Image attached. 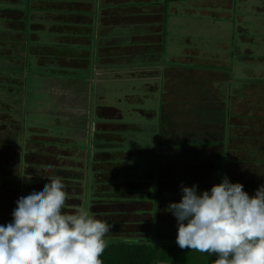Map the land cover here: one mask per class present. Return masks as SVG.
Here are the masks:
<instances>
[{"label":"crops","instance_id":"0c3cea01","mask_svg":"<svg viewBox=\"0 0 264 264\" xmlns=\"http://www.w3.org/2000/svg\"><path fill=\"white\" fill-rule=\"evenodd\" d=\"M180 2L187 6L178 8ZM234 3L244 7L246 0ZM232 8L233 0H0V187L8 191L6 204L11 207L19 197H14L17 187L9 182L20 166L30 176L23 188L44 183L47 178L41 174H59L68 192L73 188L76 196L83 193L88 174L91 188L103 174L104 181L125 192L137 183L133 164L142 173L150 167L159 171L158 165L167 159L161 154L166 146L161 141L179 135L172 129L181 108L188 110L189 127L198 126L201 132L180 133L189 142L181 146L185 151L180 154L177 147L170 148L173 163H190L198 156L195 149L207 152L215 141L235 138L236 133H228L234 125L226 118L227 102L243 94L244 86L227 79L223 71L206 68L212 56L207 46L213 39L206 36L222 30L217 22L227 20ZM263 9L259 6L255 14ZM236 17L237 22L242 19L240 14ZM245 88L246 93L255 89L253 85ZM31 91L51 99L52 108L35 106L29 99ZM243 103L239 100L232 109H241ZM199 106L203 119L217 110L216 123L199 121L202 118L195 114ZM254 109L258 112L254 131L260 126L258 137L264 139V107L258 104ZM237 115L232 119L240 124L251 119ZM165 117L171 119L172 127L165 125ZM51 121L59 127L58 133L44 126ZM113 136H118L112 140L119 144L111 147ZM222 151L216 158L217 171L230 181L248 183L251 192L264 183L263 152L254 161L253 172L246 166L241 168L246 173L235 176V168L245 162ZM228 165L234 170L229 171ZM119 172L123 176L117 177ZM170 178L161 180L174 182ZM158 180L153 177L149 188ZM9 186L15 188L11 193ZM97 188H92L87 202L94 214ZM66 201L68 205L71 200Z\"/></svg>","mask_w":264,"mask_h":264},{"label":"clouds","instance_id":"9594fccd","mask_svg":"<svg viewBox=\"0 0 264 264\" xmlns=\"http://www.w3.org/2000/svg\"><path fill=\"white\" fill-rule=\"evenodd\" d=\"M41 176L45 182L19 196L10 222L0 224V264H103L111 224L67 205L59 175ZM179 191L164 210L175 218L180 249L214 255L210 264H264V183L249 195L223 175L207 189L181 183Z\"/></svg>","mask_w":264,"mask_h":264},{"label":"rangeland","instance_id":"374dc122","mask_svg":"<svg viewBox=\"0 0 264 264\" xmlns=\"http://www.w3.org/2000/svg\"><path fill=\"white\" fill-rule=\"evenodd\" d=\"M178 8L182 7L180 5H186L184 3H177ZM187 6V5H186ZM263 7L264 8V0H246L245 6L243 7L241 5V3L237 4L234 3L233 0V8L232 10L229 12V16L227 18V20H219V22H217L218 26L222 29L221 31L217 30V35H215V33L212 34V32H208L207 33H203L204 30L201 31V33L206 34L208 36L212 35L213 39L210 41V44L207 46L209 47V51H208V56H210V54H212V56L214 55H218V57H212L211 58V62L209 63V67H206L207 69H217L218 71H223V73H226L227 79H232V82H238L239 84H241L242 86H244V93L239 95L236 97L235 101L232 99L229 100L227 102V107L228 109L226 110V118L229 119V123H233L234 127L231 130L228 131V133H236L234 134L235 138L233 139H226L225 141L220 140V141H215L214 143V147L212 148H208L207 152L206 149H195L198 150V156L196 158H194L193 161L189 162H185V160H180V163L178 165V163H173L171 161V153L172 150H170V148L172 147H177L179 149L178 154L182 153L185 151V149H182V145H184L185 143L189 142L184 137L180 136V133L182 132H193V133H197V132H201V130L199 129L200 127L198 126H190L188 125V122L190 120V115H187L186 112L188 111L185 108H181L180 110V114H178V123L176 125L173 126L174 129H172L174 131V133L177 132V134H179L177 136V138L173 139V140H163L161 141L162 143H164L165 149H163V151L161 152V154L163 156H166V160L163 161V165H158L159 168H157L156 172L150 171L152 168L150 167V170H146L145 173H142V171L140 172V170L138 171V166L136 164H133L132 166V170L136 173L135 176H133L134 178V182H136L137 179V183L135 185H132V187L130 188V186H128L129 184L124 183L126 185V187L128 186V189L124 190L121 189L122 192L121 194L117 195V198H115L116 200L114 201H110L111 204H107L105 202V204L108 205V208L110 207V210L112 209L114 211L115 217H117V223L119 224L117 226V230L123 231L124 228V236H128V237H132V240H137L138 238H148V239H152V240H156L158 242H164V241H170V240H174L175 241V235H176V221L175 218L172 216V214L170 212L165 211V207L166 204L162 203H156L157 201L155 199H151L150 201H148L145 205H141V207H145V210H147L146 212H142V214L144 216V220L142 219V222H134L135 221H141V216H136V215H132L131 213L134 212L136 210V207L138 206H132L130 205L129 208L127 209V211L124 212V210H122L124 208V203L117 201V200H121L124 201L126 192L130 191L128 194L129 198H130V203H134L135 204V200H136V196H134L135 194L131 193V191L135 192L136 190H145L148 191L149 187H151L149 184H152V179L153 177L157 179H167L170 180V177H173V179L177 178V176H186L187 178V182L183 183V182H166L165 184H158V182H155L156 186H162L164 185L162 194L160 192L156 191V194L158 195V197L163 198L166 196V198L168 197L170 199V201H178L180 199V191H179V187L181 185V183H183L184 185H188L191 186L193 183H195L197 185V189L198 191L200 189H207V187L211 186L214 183H218L215 182V179L218 177V175L220 177H222L224 174L221 173V171H217L219 168V162L217 161V159L222 155L221 151L223 149L222 152H226L228 153V156L232 153L235 154L233 156H237L238 161H244L245 162V166L241 167H237L235 168V170L237 169V172L235 173V176H240L242 175L243 172L246 173V171H241L242 169H250L252 168V172L253 170V163L255 160H259V157L261 155V153L264 151L260 150L264 148V139H259L258 135H260L258 132L259 129H261V127L256 126L257 127V132L254 131L255 128V122H253L254 118L258 117V112L257 110L254 109V106H257L258 104H260V106L264 107V42L260 41L262 38L264 39V9L262 12H260V14H255V9L258 7ZM242 17L241 20H239V22L236 21V16L239 15ZM257 16L259 19L255 18L254 16ZM207 20V19H206ZM207 22V21H206ZM216 25V26H217ZM182 32V31H181ZM198 32V31H197ZM196 32V33H197ZM185 34H187L186 32H184ZM259 41V42H258ZM218 43L223 44V46L218 47ZM260 60V61H258ZM215 65V66H213ZM216 70V71H217ZM212 71V70H211ZM248 82V83H246ZM252 82V83H251ZM251 83V84H250ZM228 84V82H227ZM253 85L255 87V89H253L251 92L248 91V93L245 92V87L246 86H250ZM253 88V87H252ZM263 90V93L259 92L260 90ZM249 90V89H248ZM259 90V91H258ZM247 91V90H246ZM114 94V93H113ZM178 95L181 97V100L183 99V95L184 91L178 92ZM114 96L119 97L120 94L116 93L114 94ZM30 100H33L34 105L35 106H39V109L42 110V107L46 106L49 109L52 108V106L54 105V102L51 103V99H43V95L42 93L39 94L37 92L31 91L30 92ZM243 101L245 103H243V106L241 105V109H232L233 105L236 104L238 101ZM255 105H250L249 103H253L254 101ZM248 103V104H247ZM34 106V107H35ZM244 107V108H242ZM203 107H197L195 114L199 115L201 118L203 116V110L201 109ZM38 109V110H39ZM39 110V111H40ZM210 110V109H209ZM233 110V111H232ZM213 112V115H209L208 118H202L199 119V121L201 120L202 123H206L207 122H214L216 123V121L213 120V118H215L216 113H218L217 110H211ZM235 113H239L240 115H237L238 118H240V116L243 115V119L250 117L251 119L247 121H245L244 123L240 124L241 122H239L238 120L235 122L232 118L233 115H235ZM254 114V115H253ZM253 115V116H252ZM127 117V116H126ZM42 118H39V120H41ZM51 120V119H50ZM29 122H34L33 119H29ZM171 119L169 117H165L164 118V123L167 126H171L170 124ZM232 121V122H230ZM28 122V123H29ZM230 124V125H231ZM45 127L48 128L49 131L55 133V132H59V127L58 126H53V123L51 121V123H46V125H44ZM212 126V125H211ZM169 127V129L171 128ZM147 130H150V126H146ZM237 129V130H236ZM171 131V130H170ZM167 132H165L166 134ZM171 135V133H169V135L165 136V139H167L169 136ZM175 136V134H174ZM179 136L181 138H179ZM118 136H113L111 137L115 140V138H117ZM258 138V139H257ZM223 141V142H222ZM221 142V143H219ZM119 144V142H113V140L111 141V147H114L115 145ZM173 144V145H171ZM180 145V146H179ZM221 145V146H220ZM168 146V147H167ZM0 147V151H1ZM205 152V154L203 155V153L201 151ZM2 152V151H1ZM207 153V156H206ZM161 155V156H162ZM207 157V159H206ZM208 158L210 159V161H208ZM215 158V159H214ZM217 158V159H216ZM233 158V157H231ZM240 158V159H239ZM206 160V161H205ZM204 162H208L207 164L203 163ZM213 162V163H212ZM243 162V163H244ZM176 166L174 168H171L173 165ZM228 163H231V165H233L234 162L228 161ZM248 168H247V167ZM144 167V166H142ZM205 167H207L205 169ZM229 167V171L231 169L234 170L233 166L228 165ZM236 167V166H235ZM264 167V166H262ZM39 167H34L33 169H38ZM204 169V170H203ZM207 170H212V173L210 174L209 171ZM258 170V168L256 169ZM179 172V174H178ZM251 172V170H250ZM133 173V174H135ZM49 174L52 173H45L43 174L44 176H47ZM3 174H0V176ZM59 175V174H56ZM72 175V174H71ZM103 175V174H102ZM101 175V176H102ZM60 176V175H59ZM91 175L88 174L87 176V180L85 182V186L83 188V193L81 192L78 193L76 196L74 195V191L75 189H73L71 192H68V199L67 200H71L68 201V205H77V206H83L82 202H84V207L87 208V202H88V198L90 197L92 193V188L94 186L100 187L102 189L97 188L96 192H95V197L94 200H100V202L96 205L98 207V205H101L103 203H101V200H105V199H110L111 198V190L112 189V181L108 180V181H104L102 179L101 176L98 177V182H95L92 185L91 188V184H90V177ZM123 176L122 172H119L117 177H121ZM125 176H128V174H125ZM250 176V175H249ZM42 177V176H39ZM252 177V176H251ZM42 178H46V177H42ZM105 179H108L109 177L105 174ZM207 179V181H211L210 183H208V185L206 184L205 180ZM28 180H30V176H28V174H25V170L24 168H22L21 166L17 169V172L14 173L11 181L9 179V183L12 184L14 187H17V189L9 186L8 190L11 191V189H15V193L14 197H18L21 195H25L27 194V192L32 189L27 186H33L37 187V186H41L42 184H37L35 185H31L30 183L27 184V186H24L23 188V183L24 182H28ZM190 180V181H189ZM161 181V180H160ZM45 182V181H44ZM141 182V183H140ZM4 183V182H3ZM6 183H4L3 185H5ZM71 184V183H69ZM247 185H243L244 190L247 191L249 193V195H252L253 192H251L250 190V185H248V183H246ZM7 185H8V181H7ZM17 185V186H16ZM149 185V186H148ZM71 186H74V184H71ZM144 187V188H143ZM79 189V187H78ZM68 190V189H67ZM253 190H255L253 188ZM77 192V191H76ZM75 192V194H76ZM118 192V193H119ZM154 192V191H153ZM148 194L149 191L147 192ZM103 195V198L101 197ZM137 195V194H136ZM151 195V194H150ZM149 195V196H150ZM110 196V197H107ZM163 196V197H162ZM14 199V198H13ZM12 199V201H13ZM73 200V201H72ZM92 200V198H91ZM67 204V201H66ZM106 205V206H107ZM15 204L13 203L11 205V208H14ZM140 207V208H141ZM158 207L161 208V211L158 209ZM6 208H8V205H5V210ZM95 208V206H94ZM101 208V209H100ZM99 210L100 211H96L95 215L96 217L102 219V220H112L113 216L112 215H104L106 214L105 211H109V209H105L102 210L103 208H105V206H100ZM70 210V209H69ZM12 211V210H11ZM119 211V212H116ZM159 211V214H158ZM111 213V212H110ZM116 213V214H115ZM120 214V215H119ZM11 214L6 215L7 217L10 216ZM118 215V216H117ZM107 221V222H108ZM161 240V241H159ZM163 240V241H162Z\"/></svg>","mask_w":264,"mask_h":264},{"label":"trees","instance_id":"16d2710c","mask_svg":"<svg viewBox=\"0 0 264 264\" xmlns=\"http://www.w3.org/2000/svg\"><path fill=\"white\" fill-rule=\"evenodd\" d=\"M203 143H205V141ZM183 146L187 147L186 144ZM160 180L157 181L158 184L160 183L165 184L166 182H169L167 180H161V181ZM174 181L186 183L187 178L186 176H182V177L177 176V178H175ZM114 186L112 185L111 187L112 188L111 198L105 199L103 201L101 200V203L103 204L98 205V207L96 206L93 209L96 213V211L97 212L99 211L100 206L104 205L105 208H103L102 210L105 211V209L107 210L109 209V211H105L106 214L104 215L113 216L112 220H109V221L107 220L111 224V228L109 229V232L106 234V237H105L107 241V246L104 249L103 253L101 254V259H102L103 264H210L211 260L215 259L214 255L211 256L208 253H199V252H196L195 250H189L188 248L180 249L176 245L174 240L164 241V242H158L156 240H152L148 238H145V239L138 238L137 240H132V237L124 236L125 234L124 228H123V231H121V229L117 230V226L119 225L117 223L118 219L117 217H115L114 214H112L114 213V211L112 209L110 210V207L108 208V205H107V204H111L110 201L116 200L115 198H117V195L122 193V192H119L121 191V189L113 188ZM163 186L164 185L154 186L153 189H149L148 191L151 195L148 194L147 193L148 191H145V190L144 191L136 190L135 192L131 191V193L135 194L134 196H136V200L134 201L135 204L130 203V198L128 196V194H130L129 192H126L124 201H121L120 199L117 201H120L125 204L124 208L122 209L124 210V212L127 211L130 205L138 206L136 207V210L132 212L131 214L136 215V216H141V221L134 220V222L140 223L142 222V219L144 220V216H145V214L143 215L142 212L147 211L145 210V207L143 208L141 207V205H145L152 198L155 199L157 201L156 203L158 204L163 202L164 204L167 205L170 202V199L168 197L166 198V196L165 197L162 196L163 198H160L156 194V191L162 194ZM12 190L13 189H11V191L9 192L11 193ZM72 190L73 189H71L70 191ZM7 192L8 191L5 190V187L3 188L0 187V224L10 222L11 220V215L8 217L6 215L11 214V210L13 208L8 206V208L4 210L6 202L9 199V197L6 196V194H8ZM101 197L103 198V195ZM107 197H110V196H107ZM105 202L106 203L108 202V203L105 204ZM158 209L161 211L160 207H158ZM158 214H159V211H158Z\"/></svg>","mask_w":264,"mask_h":264}]
</instances>
